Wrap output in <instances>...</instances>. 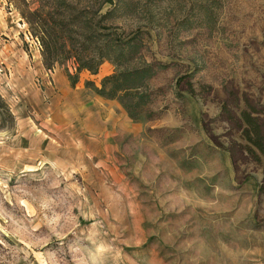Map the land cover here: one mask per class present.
<instances>
[{"label":"rangeland","instance_id":"obj_1","mask_svg":"<svg viewBox=\"0 0 264 264\" xmlns=\"http://www.w3.org/2000/svg\"><path fill=\"white\" fill-rule=\"evenodd\" d=\"M68 1L142 34V60L120 68L159 65L152 99L134 117L100 95L108 59L72 85L75 59L48 67L39 33L66 7L0 0V264H264L247 119L264 139V0H130L115 19ZM202 2L216 23L184 26Z\"/></svg>","mask_w":264,"mask_h":264},{"label":"trees","instance_id":"obj_2","mask_svg":"<svg viewBox=\"0 0 264 264\" xmlns=\"http://www.w3.org/2000/svg\"><path fill=\"white\" fill-rule=\"evenodd\" d=\"M55 3L66 7L68 13L64 15L63 20L56 19L53 15H45L43 12L40 14L39 33L47 66L51 67L52 61L73 57L76 71H68V77L71 84L75 85L79 79V72L87 69L97 73L102 62L110 60L117 68L103 76L101 85L96 86V91L107 98L120 99L129 113L136 117L142 107L152 99L148 82L156 74L159 65L145 60L143 64L134 67L120 66L136 59L142 60L144 47L142 34L131 32L121 35L111 29V25L95 22L94 16L98 12V7L78 8L75 3L68 0H55ZM104 3L113 5L103 13L104 19H115L128 12L131 1L102 0L99 4ZM200 7L203 15L201 19L194 21L184 19L181 23L186 27L199 22L204 23L203 21H212V24H215L217 19L215 11L203 2ZM247 119L253 125L256 134L253 142L264 152V139L261 138L259 125L249 116Z\"/></svg>","mask_w":264,"mask_h":264}]
</instances>
